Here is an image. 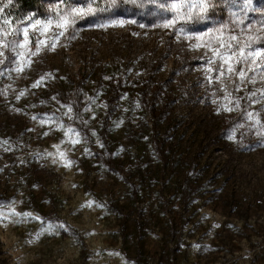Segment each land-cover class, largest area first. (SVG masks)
<instances>
[{
	"label": "rangeland",
	"instance_id": "obj_1",
	"mask_svg": "<svg viewBox=\"0 0 264 264\" xmlns=\"http://www.w3.org/2000/svg\"><path fill=\"white\" fill-rule=\"evenodd\" d=\"M58 3L24 8L12 0L4 15L14 28L28 16L45 19ZM253 6L245 19L259 27L264 0ZM234 11L218 4L186 28L234 27ZM169 18L159 3L124 0L80 21L24 73L3 66L0 213L8 219L0 223V264H264V137L255 134L264 129L242 119L246 109L264 122V111L241 100L239 111L218 113L210 101L224 93L205 80L206 49L158 26ZM117 19L135 23L99 26ZM47 73L54 78L31 87ZM222 79L234 96L264 88L259 76L240 92L235 77ZM68 126L81 143L70 142Z\"/></svg>",
	"mask_w": 264,
	"mask_h": 264
},
{
	"label": "snow or ice",
	"instance_id": "obj_2",
	"mask_svg": "<svg viewBox=\"0 0 264 264\" xmlns=\"http://www.w3.org/2000/svg\"><path fill=\"white\" fill-rule=\"evenodd\" d=\"M123 2L124 0H79L78 3H74L73 0H59L57 6L50 10V16L43 20L33 19L32 16H28L27 20L30 23H18L13 28V22L4 15L5 9L12 5V0H6V2L5 0H0V76L5 75L3 66L6 63L11 66L10 71L15 72L17 75L29 70L32 66L31 57L39 56L45 50L55 51L60 39L65 37L66 33L70 31L75 32L76 26L80 21L88 18L99 19L101 14L110 12L118 7L119 3ZM146 2L159 3L160 9L166 10L171 14V18L159 24V27L173 29L178 33L176 36L178 40L182 38L186 41H193L190 45L193 50H198L202 47L206 49L204 53L205 80L210 86L215 82L220 83L221 87L217 88V91L224 93L219 100L213 99L210 101L219 105L217 108L218 113L221 111H239L241 100L248 101L250 105L260 104V110L264 111V88L247 92L244 97L234 96L232 92L228 91L226 86H223L222 79L232 80L235 77L236 79L233 81L235 92L242 91V85L256 84L257 76H259L261 82H264V35L261 34L264 33V23L256 27L250 18L247 21L245 19V17L249 16V13L257 12V8L253 6L254 0H165V2L146 0ZM132 3H136V0H132ZM255 3L260 4L261 0H255ZM218 4L238 9V11L232 13L234 19L230 20V25H234V27L223 25L203 34H193L187 30L186 26L189 24L194 25L207 21ZM21 20H24V18H21ZM126 23H135V21L117 19L99 26L106 29L109 26L123 27ZM141 26L143 27V25ZM30 31L32 33L31 36ZM49 32L52 34L47 36L46 34ZM206 36L209 39L205 40ZM41 37L46 38L42 39ZM72 38L74 36L69 37V39ZM6 52L9 55H5ZM217 61H219V66L212 67ZM237 66H239V70H237ZM213 73H215V80ZM49 78H54L51 73L42 75L31 87H40ZM3 94V91H0V95ZM25 94V92H20L16 99L19 100ZM66 107L65 115L72 119L73 108L71 105ZM258 117L259 112L245 109L242 113V119L253 122L250 125V130L252 128L264 129V122ZM32 119L36 120L37 117L33 116ZM45 122L44 120L40 121L42 125ZM59 126L64 128L63 124ZM237 127H243V125L239 124ZM64 130L65 135L69 136L73 145L81 143L79 131L71 126ZM255 134L264 137V131H258ZM72 137H75V139ZM227 138L235 141V132H230ZM7 144L8 141L0 140V147H4ZM54 147H57V154L65 162V166L71 167L72 162L67 159L63 152L59 151V146ZM4 150L8 151L10 148L5 147ZM46 155L53 156L52 153H47ZM53 163H56V159H53ZM87 206L91 207L92 202H89ZM12 215L27 217L30 214L12 213ZM7 219V216L0 213V223ZM12 222L16 223L17 221L13 220ZM45 231H52V227L49 226Z\"/></svg>",
	"mask_w": 264,
	"mask_h": 264
},
{
	"label": "trees",
	"instance_id": "obj_3",
	"mask_svg": "<svg viewBox=\"0 0 264 264\" xmlns=\"http://www.w3.org/2000/svg\"><path fill=\"white\" fill-rule=\"evenodd\" d=\"M17 2L21 3L24 8H32L35 4V0H17Z\"/></svg>",
	"mask_w": 264,
	"mask_h": 264
}]
</instances>
